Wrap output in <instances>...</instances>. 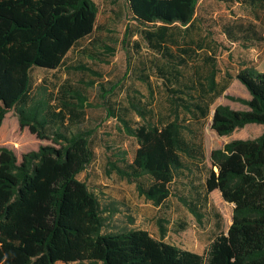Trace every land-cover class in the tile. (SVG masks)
I'll return each instance as SVG.
<instances>
[{
	"label": "trees",
	"instance_id": "16d2710c",
	"mask_svg": "<svg viewBox=\"0 0 264 264\" xmlns=\"http://www.w3.org/2000/svg\"><path fill=\"white\" fill-rule=\"evenodd\" d=\"M199 2L126 0L141 26L130 38L139 36L159 56L142 63L139 80L150 86L152 72L174 106L203 120L233 77L216 81V49L192 34L200 21ZM97 16L93 0H0V128L15 110L22 129L50 143L24 154L21 161L0 147V264H264V131L256 139L234 140L212 151L202 190L191 185L196 203L218 191L225 203L234 205L231 226L205 254L157 240L145 230H106L99 198L78 179L95 157L93 133L74 132L65 124L73 106L64 97L78 99L81 106L84 99L69 88L57 95L42 93L43 88L34 92L31 77L34 68L58 71L69 52L95 32ZM223 28L231 42H264L253 24ZM133 47L139 51L140 42ZM235 77L250 99H231L244 110L226 105L215 109L211 129L219 137L248 125L264 127V72L244 66ZM134 93L128 94V106L106 102L107 118L115 119L119 133L138 144L132 161L122 150L108 156V173L134 184L141 197L159 207L172 195L175 173L188 168L184 157L202 161L204 154L201 145L183 135L186 127L177 120L153 123L151 105L143 102L142 93ZM58 94L61 107L56 108L52 102ZM191 209L195 212V205Z\"/></svg>",
	"mask_w": 264,
	"mask_h": 264
},
{
	"label": "rangeland",
	"instance_id": "374dc122",
	"mask_svg": "<svg viewBox=\"0 0 264 264\" xmlns=\"http://www.w3.org/2000/svg\"><path fill=\"white\" fill-rule=\"evenodd\" d=\"M93 1L98 8L95 32L69 52L58 71L34 68L31 71L34 92L43 88L45 91L42 93L52 91L57 95L61 89L69 88V91L83 97L82 106L78 99L64 97L73 106L71 112H66L65 124L74 132L81 130L93 133L91 140L95 157L78 179L85 182L99 198L107 231L145 230L157 240L203 255L220 233L228 231L232 224L233 206L225 203L219 192L212 193L208 201L196 203L191 185H195L198 191L202 190L206 169L211 167L212 151L223 148L235 139H256L264 131L263 126L248 125L229 136L219 137L211 129L212 117L218 106L226 105L233 110L246 109L240 102L231 100L250 99L248 91L235 76L241 67V55H257V48L253 45L241 43L231 46L223 27L237 22V19L249 21L250 18L257 20L263 17L264 2L245 0L247 5H241L242 0H200L197 8L200 21L192 34L210 41L216 49V81L222 83L227 76L233 79L226 92L210 105L208 117L196 120L183 107L174 106L176 104L171 102L162 81L152 72L149 73L150 86L139 80L142 63L159 56L139 36L130 38V34L139 32L141 26L133 20L126 0ZM134 41L140 42L139 51L133 47ZM260 48L264 50V46ZM196 62L199 59L192 63ZM80 67L84 69L75 70ZM190 71L189 66L185 68L186 74ZM112 88L115 90L111 93ZM134 90L142 93L144 103L151 105L156 114L153 123L161 125L177 120L178 124L186 127L182 130L183 135L201 145L204 154L202 161L184 157L188 168L175 173V181L170 185L172 195L159 207L141 197L134 184L115 173H108V156L122 150L126 152L127 159L132 161L138 144L135 139L119 133L115 119L107 118L106 102L109 100L116 106H128V94H135ZM104 94H108L105 99ZM59 95L52 102L56 108L61 107ZM191 95L197 96L198 93L192 92ZM131 117L134 121H140L135 113ZM49 144L38 140L27 128L22 129L15 110L7 114L0 128V147L13 151L19 161L24 154L38 151ZM187 201L195 205V212Z\"/></svg>",
	"mask_w": 264,
	"mask_h": 264
},
{
	"label": "crops",
	"instance_id": "0c3cea01",
	"mask_svg": "<svg viewBox=\"0 0 264 264\" xmlns=\"http://www.w3.org/2000/svg\"><path fill=\"white\" fill-rule=\"evenodd\" d=\"M241 5H245L243 3H240ZM237 22L234 23H240V24H253L256 26V30L263 33L264 35V15L263 17H259V19L257 20H253L252 18L249 19V21H243V20H236ZM263 31V32H262ZM229 41V40H228ZM250 42H252L253 44H249ZM229 43L231 44V46H238L241 43L243 44H247V45H253L252 47L257 48L256 53L257 55H253L252 53H246L245 55H241V61L239 62L241 67H239V70L244 67V66H249V67H255L257 70H259L260 72H264V50L260 47L264 46V42H256V41H241V42H231L229 41ZM260 45V46H258ZM239 70L237 71V73L239 72ZM235 140H243V139H235ZM218 192V191H215ZM213 192V193H215Z\"/></svg>",
	"mask_w": 264,
	"mask_h": 264
},
{
	"label": "water",
	"instance_id": "95a60500",
	"mask_svg": "<svg viewBox=\"0 0 264 264\" xmlns=\"http://www.w3.org/2000/svg\"><path fill=\"white\" fill-rule=\"evenodd\" d=\"M234 207V205H232Z\"/></svg>",
	"mask_w": 264,
	"mask_h": 264
}]
</instances>
